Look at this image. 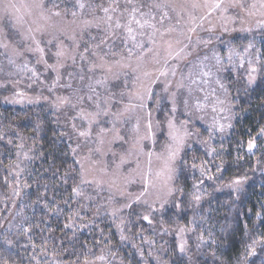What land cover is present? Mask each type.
I'll use <instances>...</instances> for the list:
<instances>
[{
  "label": "rangeland",
  "instance_id": "1",
  "mask_svg": "<svg viewBox=\"0 0 264 264\" xmlns=\"http://www.w3.org/2000/svg\"><path fill=\"white\" fill-rule=\"evenodd\" d=\"M68 1L73 9L61 10ZM234 2L216 8L220 0H56L53 7L49 0H0L4 102L47 106L57 114L84 188L92 189L86 193L92 221L82 218L84 211L82 223L92 225L100 215L124 235L132 207L151 222L174 201L186 152L230 137V83L258 84L264 41L259 0L230 6ZM252 66L258 71L249 85ZM170 119L181 134L184 127L191 133L174 161ZM149 122L151 138L145 139ZM231 182L222 189L238 193L248 183ZM178 240L187 245L185 231ZM101 257L88 264H110Z\"/></svg>",
  "mask_w": 264,
  "mask_h": 264
},
{
  "label": "trees",
  "instance_id": "2",
  "mask_svg": "<svg viewBox=\"0 0 264 264\" xmlns=\"http://www.w3.org/2000/svg\"><path fill=\"white\" fill-rule=\"evenodd\" d=\"M58 6L73 9L69 1ZM261 46L258 84L230 83V137L186 152L174 201L151 222L136 207L127 210L123 240L108 218L80 221L84 211L82 218L92 221L86 201L92 189L84 188L57 114L42 105H8L0 88V264H88L102 255L110 264H264V41ZM252 139L256 147L249 152ZM238 177L248 181L243 191L222 189Z\"/></svg>",
  "mask_w": 264,
  "mask_h": 264
},
{
  "label": "snow or ice",
  "instance_id": "3",
  "mask_svg": "<svg viewBox=\"0 0 264 264\" xmlns=\"http://www.w3.org/2000/svg\"><path fill=\"white\" fill-rule=\"evenodd\" d=\"M222 3H223V0H220V3L215 4L214 7L220 8ZM235 3H238V0H235L234 3L230 4V6H235ZM80 7L83 8L84 5L83 4H80ZM240 7H243V5H240ZM251 7L253 9H255L257 7V5L256 4H253ZM259 8L261 10V15H264V0H259ZM105 11L107 12L108 10L105 9ZM74 14L75 13H73V15ZM56 15H59V13H56ZM137 23H139V21H137ZM258 23L261 26H264V20H261ZM141 27H143V25H141ZM128 31H129V33H131L132 32V29L129 28ZM225 31H227V29H225ZM133 39H134V37H133ZM248 47L251 48L252 45L249 44ZM249 64L250 65L252 64V61L251 60H249ZM257 71H258V69L255 66L250 67L249 75H248V84L249 85H251V84H253L255 82V79H256L255 73ZM221 87L223 88L224 86L221 85ZM217 102L218 103H221V104L223 103V101H217ZM141 107H143V105H141ZM197 107H201V105L198 104ZM172 110L175 111V108H173ZM220 110L221 111H224L223 108H221ZM228 126L231 127V125H228ZM147 127H148L149 135L146 136L145 139L151 138V130H152V124H151V122H149V124H148ZM182 127H184V126L182 125ZM224 128H225V125H223V124L219 125V130L220 131H223ZM260 132H261V134H264V128H261ZM79 134L81 136H84V135H87L88 133L81 132ZM190 135H191V133L188 132V130H187L186 127H184L183 133L181 134V130L176 127L174 121L171 120V119L168 121V137L173 141V144L168 145V148H169V159L171 161H174L177 158V156H178L179 152L181 151V148H182V146L184 144V139L186 137L190 136ZM210 135H211V133H210ZM255 147H256L255 140L254 139L249 140L248 143H247V149H248V151L251 152ZM214 151H215V149H212L208 154L211 155L212 152H214ZM149 155H151V153H149ZM205 164H206V162H205ZM193 167L195 168V167H197V165L194 164ZM199 167H200L201 173L203 174L204 171H205L204 165L202 164ZM221 167H222V164L217 167V171H220L221 170ZM170 171H174V170L173 169H170ZM169 178H171V177H169ZM209 178H211V177H209ZM245 179H246V177H238V178L234 179L231 182L230 186L238 187V186H240V185L243 184V182L245 181ZM169 191L171 192L172 190L170 189ZM193 199L195 201L199 202V200L201 199V197L197 195V196H194ZM177 207H179V205H177ZM257 215H259V213ZM144 219L145 220H148L149 217L148 216H145ZM180 231L181 232H184L185 229L181 228ZM121 239L123 240V239H125V237L122 235L121 236ZM201 239L203 240V236H201ZM258 242L259 241H254L253 242V245H255ZM179 247H180V251L181 252H183L185 250L183 243H181L179 245ZM254 252H255V248L252 247L248 254L249 255H252V254H254ZM100 258L103 259V257H100Z\"/></svg>",
  "mask_w": 264,
  "mask_h": 264
}]
</instances>
